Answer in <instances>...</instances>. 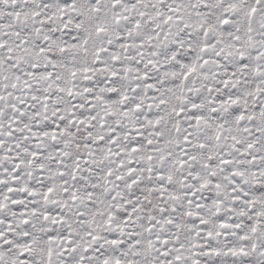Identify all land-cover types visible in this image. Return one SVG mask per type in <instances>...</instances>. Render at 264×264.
Listing matches in <instances>:
<instances>
[{"label": "snow or ice", "instance_id": "snow-or-ice-1", "mask_svg": "<svg viewBox=\"0 0 264 264\" xmlns=\"http://www.w3.org/2000/svg\"><path fill=\"white\" fill-rule=\"evenodd\" d=\"M0 264H264V0H0Z\"/></svg>", "mask_w": 264, "mask_h": 264}]
</instances>
